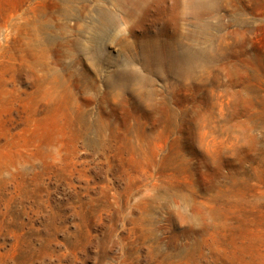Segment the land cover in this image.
Instances as JSON below:
<instances>
[{
	"label": "rangeland",
	"instance_id": "obj_1",
	"mask_svg": "<svg viewBox=\"0 0 264 264\" xmlns=\"http://www.w3.org/2000/svg\"><path fill=\"white\" fill-rule=\"evenodd\" d=\"M179 1L0 0V264H264V0Z\"/></svg>",
	"mask_w": 264,
	"mask_h": 264
},
{
	"label": "bare ground",
	"instance_id": "obj_2",
	"mask_svg": "<svg viewBox=\"0 0 264 264\" xmlns=\"http://www.w3.org/2000/svg\"><path fill=\"white\" fill-rule=\"evenodd\" d=\"M129 2L131 5V10L129 9V12H131L133 11V8L135 7V5L140 3L141 0H129ZM203 4H204L203 0H180L179 1V6H182L183 9H195L196 10L198 8H201ZM102 18L105 24L104 28L110 27L112 24H114V20L111 18L109 14L103 13ZM199 27H201V24L199 25ZM177 46H180V45L177 44L176 47ZM176 47L170 48L166 54V57L173 64L174 63L182 64L184 63L186 59L187 52L186 50H182L181 53H179L180 51L178 50L174 51L173 49H175Z\"/></svg>",
	"mask_w": 264,
	"mask_h": 264
}]
</instances>
